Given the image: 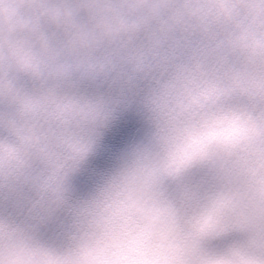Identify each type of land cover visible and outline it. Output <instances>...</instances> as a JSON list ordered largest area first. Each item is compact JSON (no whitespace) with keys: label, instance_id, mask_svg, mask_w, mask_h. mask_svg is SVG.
<instances>
[{"label":"clouds","instance_id":"clouds-1","mask_svg":"<svg viewBox=\"0 0 264 264\" xmlns=\"http://www.w3.org/2000/svg\"><path fill=\"white\" fill-rule=\"evenodd\" d=\"M0 264H264V0H0Z\"/></svg>","mask_w":264,"mask_h":264}]
</instances>
